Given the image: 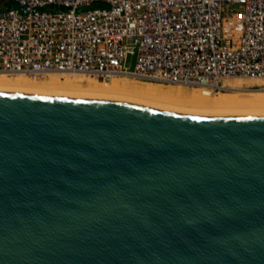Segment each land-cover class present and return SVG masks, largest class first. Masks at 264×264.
Returning a JSON list of instances; mask_svg holds the SVG:
<instances>
[{
  "label": "water",
  "instance_id": "water-1",
  "mask_svg": "<svg viewBox=\"0 0 264 264\" xmlns=\"http://www.w3.org/2000/svg\"><path fill=\"white\" fill-rule=\"evenodd\" d=\"M0 264H264V110L0 88Z\"/></svg>",
  "mask_w": 264,
  "mask_h": 264
},
{
  "label": "built area",
  "instance_id": "built-area-1",
  "mask_svg": "<svg viewBox=\"0 0 264 264\" xmlns=\"http://www.w3.org/2000/svg\"><path fill=\"white\" fill-rule=\"evenodd\" d=\"M56 72L204 92L264 78V0H13L0 8V73Z\"/></svg>",
  "mask_w": 264,
  "mask_h": 264
},
{
  "label": "bare ground",
  "instance_id": "bare-ground-1",
  "mask_svg": "<svg viewBox=\"0 0 264 264\" xmlns=\"http://www.w3.org/2000/svg\"><path fill=\"white\" fill-rule=\"evenodd\" d=\"M0 88L116 96L188 110H264V78H231L223 81L219 90L204 92L196 86L133 75L104 80L80 73L56 72L36 77L0 73Z\"/></svg>",
  "mask_w": 264,
  "mask_h": 264
},
{
  "label": "rangeland",
  "instance_id": "rangeland-1",
  "mask_svg": "<svg viewBox=\"0 0 264 264\" xmlns=\"http://www.w3.org/2000/svg\"><path fill=\"white\" fill-rule=\"evenodd\" d=\"M12 3H13V0H0V8L6 7L8 5H11ZM131 63H133V62H131Z\"/></svg>",
  "mask_w": 264,
  "mask_h": 264
}]
</instances>
